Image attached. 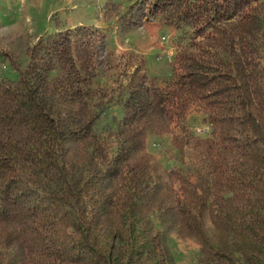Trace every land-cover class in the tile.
Listing matches in <instances>:
<instances>
[{
    "label": "trees",
    "instance_id": "1",
    "mask_svg": "<svg viewBox=\"0 0 264 264\" xmlns=\"http://www.w3.org/2000/svg\"><path fill=\"white\" fill-rule=\"evenodd\" d=\"M150 18L191 34L161 81L102 82L89 26L25 66L0 50L17 76L0 73V264H177L172 236L193 264H264V0H133L118 32Z\"/></svg>",
    "mask_w": 264,
    "mask_h": 264
},
{
    "label": "rangeland",
    "instance_id": "2",
    "mask_svg": "<svg viewBox=\"0 0 264 264\" xmlns=\"http://www.w3.org/2000/svg\"><path fill=\"white\" fill-rule=\"evenodd\" d=\"M133 0H116L118 7L106 8L108 0H0V50L15 53L21 65L28 62L26 50L48 33L89 26L100 34V70L102 82L112 84L113 75L139 66L150 80L170 76L176 48L185 45L190 32L175 31L150 18L127 34L117 29V15ZM165 38V40H163ZM5 66V68H4ZM0 73L16 79L13 69L0 60ZM116 78V77H115ZM121 113L114 107L105 116L112 120ZM196 129L205 125L192 119ZM166 141L150 138L149 149L167 167L174 165L165 152ZM170 248L177 264H193L197 247L190 241L172 236Z\"/></svg>",
    "mask_w": 264,
    "mask_h": 264
},
{
    "label": "built area",
    "instance_id": "3",
    "mask_svg": "<svg viewBox=\"0 0 264 264\" xmlns=\"http://www.w3.org/2000/svg\"><path fill=\"white\" fill-rule=\"evenodd\" d=\"M163 40H165V38H163ZM4 68H5V66H4ZM208 131H209V128L208 127L201 128V129H197V132H199V133H205V132H208Z\"/></svg>",
    "mask_w": 264,
    "mask_h": 264
}]
</instances>
